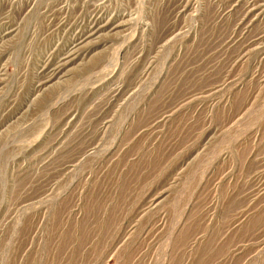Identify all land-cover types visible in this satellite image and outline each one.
I'll return each instance as SVG.
<instances>
[{
  "label": "rangeland",
  "instance_id": "1",
  "mask_svg": "<svg viewBox=\"0 0 264 264\" xmlns=\"http://www.w3.org/2000/svg\"><path fill=\"white\" fill-rule=\"evenodd\" d=\"M0 264H264V0H0Z\"/></svg>",
  "mask_w": 264,
  "mask_h": 264
},
{
  "label": "bare ground",
  "instance_id": "2",
  "mask_svg": "<svg viewBox=\"0 0 264 264\" xmlns=\"http://www.w3.org/2000/svg\"><path fill=\"white\" fill-rule=\"evenodd\" d=\"M253 8V7H252Z\"/></svg>",
  "mask_w": 264,
  "mask_h": 264
}]
</instances>
